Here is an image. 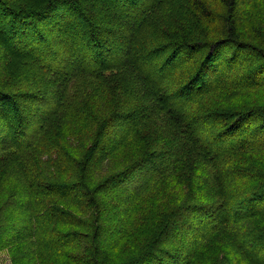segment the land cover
<instances>
[{"label": "trees", "instance_id": "obj_1", "mask_svg": "<svg viewBox=\"0 0 264 264\" xmlns=\"http://www.w3.org/2000/svg\"><path fill=\"white\" fill-rule=\"evenodd\" d=\"M0 48L14 264H264V160L247 155L264 153V102L192 110L264 89V0H0ZM30 61L41 81H8ZM122 69L130 98L73 108L74 78Z\"/></svg>", "mask_w": 264, "mask_h": 264}, {"label": "rangeland", "instance_id": "obj_2", "mask_svg": "<svg viewBox=\"0 0 264 264\" xmlns=\"http://www.w3.org/2000/svg\"><path fill=\"white\" fill-rule=\"evenodd\" d=\"M248 12L249 14L244 20L242 26L246 36L251 38L253 33V24L257 21V8L251 7ZM153 16L160 20L167 19V17H165L160 11L155 12ZM21 65L22 72L19 73L18 70L14 69V71H12L8 77V81L24 75V78H29L32 81L31 83L36 85L38 81L43 79V75L39 72V70H37L36 65L32 61L26 63L22 62ZM4 74L5 70L0 67V77L1 75L4 76ZM128 75L129 72L125 69H122L107 72L105 74L106 80L102 81L88 76L74 78L68 91V94L71 96L70 102L73 103V108L78 109L83 104L90 103L98 113H107L111 106H116L118 102H121V100L124 102L126 99L132 96L133 92L130 87ZM36 90L37 89L29 88L27 91L29 93H38ZM252 100L264 102V89H223L215 91L210 95L205 96L203 99L197 101L192 110L206 111L209 109L235 108L242 104H248V102ZM38 105L39 104H37V106ZM68 116L75 117L73 115ZM68 116L64 115L61 117V119L57 118L56 122H54L53 129L59 130L64 128V131H67L70 127L68 123ZM247 155L251 156L252 159L256 161L264 160V153L262 152H250L247 153ZM0 264H14L8 251H0Z\"/></svg>", "mask_w": 264, "mask_h": 264}]
</instances>
